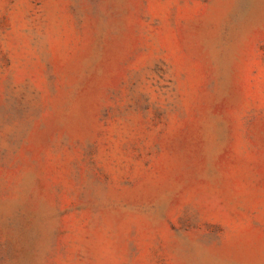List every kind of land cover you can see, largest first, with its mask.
Instances as JSON below:
<instances>
[{
  "label": "rangeland",
  "instance_id": "rangeland-1",
  "mask_svg": "<svg viewBox=\"0 0 264 264\" xmlns=\"http://www.w3.org/2000/svg\"><path fill=\"white\" fill-rule=\"evenodd\" d=\"M0 264H264V0H0Z\"/></svg>",
  "mask_w": 264,
  "mask_h": 264
}]
</instances>
